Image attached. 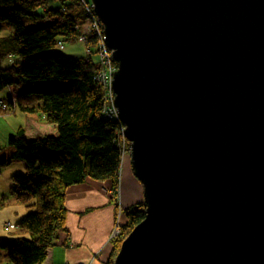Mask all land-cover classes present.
Listing matches in <instances>:
<instances>
[{"label":"water","instance_id":"95a60500","mask_svg":"<svg viewBox=\"0 0 264 264\" xmlns=\"http://www.w3.org/2000/svg\"><path fill=\"white\" fill-rule=\"evenodd\" d=\"M144 218L113 264H264V0H91Z\"/></svg>","mask_w":264,"mask_h":264},{"label":"trees","instance_id":"16d2710c","mask_svg":"<svg viewBox=\"0 0 264 264\" xmlns=\"http://www.w3.org/2000/svg\"><path fill=\"white\" fill-rule=\"evenodd\" d=\"M61 1L62 8L44 9L37 15L44 7L42 0H0V22L11 27L14 38L12 49L0 39V64L14 53L22 60L0 67V91L8 89L6 98L0 100L12 113H39V120L54 126L57 134L27 140L24 129H19L8 138L11 155L0 156V167L13 161L24 163L25 173L11 177V191L17 193L18 201L34 208L15 226L18 238L0 241L4 254L0 262L4 264H44L59 233H67L65 198L69 187L87 179L110 181L112 202L118 192L119 125L104 115L108 102L94 80L97 63L68 57L57 48L58 41L79 37L78 21L85 17L77 0ZM25 16L45 23L27 28L21 22ZM144 210L143 202L125 210L127 221L111 239L106 264L114 263L125 237L143 220Z\"/></svg>","mask_w":264,"mask_h":264},{"label":"crops","instance_id":"0c3cea01","mask_svg":"<svg viewBox=\"0 0 264 264\" xmlns=\"http://www.w3.org/2000/svg\"><path fill=\"white\" fill-rule=\"evenodd\" d=\"M78 40H76L77 43H80ZM81 49L80 52L74 50L80 55L79 57L72 56L73 51L71 50L65 55L71 58H83L85 53L83 47ZM17 62L20 63V58ZM9 65L5 68L10 67ZM5 90L8 93V89ZM0 99L3 97L0 96ZM38 117L37 113L26 115L31 133L36 130L34 136L31 137L38 138L43 135V132L38 131L37 126L46 125L38 123ZM51 128L53 131L56 130L54 126ZM31 139L33 138H27V140ZM130 165L129 158H123L119 176L121 183L118 187L117 197V202H119L122 211L140 203L143 193L141 184L131 173ZM22 169L25 170L24 163ZM8 175H10V179L14 174L10 172ZM111 196L110 181L97 182L87 179L84 183L67 189L65 198L67 233H59L56 245L47 251L44 264H106L112 251L109 240L115 226V202H112ZM24 213L26 210L22 208L18 210L19 216L24 215ZM120 218L122 220V214ZM3 235L0 233V238L7 237H2ZM3 255L0 252V256L4 257Z\"/></svg>","mask_w":264,"mask_h":264},{"label":"rangeland","instance_id":"374dc122","mask_svg":"<svg viewBox=\"0 0 264 264\" xmlns=\"http://www.w3.org/2000/svg\"><path fill=\"white\" fill-rule=\"evenodd\" d=\"M44 3V7H40L37 11L36 14L37 15H42L44 9H55V8H62V6L64 5V1L61 0H42ZM68 0H65V2H67ZM88 2H90L91 0H87ZM81 8V7H80ZM82 10H85L84 6H82L81 8ZM83 15H84V11H83ZM83 15L81 14L80 17ZM85 17H83L82 19H80V21H78L80 24L81 29L84 30L85 27ZM21 22L24 26H26L27 28H31V29H35V28H39L41 26L44 25V21L41 18H34V17H22L21 18ZM102 25V24H101ZM103 28V26H102ZM103 32H104V28H103ZM79 37L75 40H66L64 41V49L62 50V52L64 54H67L70 50L73 51V55L74 57H79L80 55H78L75 51L80 52L82 51V47L84 49V56L83 58L87 59V45H89L91 42V45H94L95 43H97V38L95 37L93 41L91 40H83L82 37L83 35H88V32H84L82 31V33H79ZM0 39L4 40V42L8 45V47H10L11 49L14 47V38H13V31L11 29V27L7 24V23H1L0 22ZM81 39V40H78ZM80 43H77V41ZM82 45V47H81ZM93 50H95V47L92 48ZM75 50V51H74ZM18 58H20V56L16 53H14L12 56H9V58H5L2 62V66L1 68H5L6 66H11L12 64L18 63ZM90 59L94 60L96 63L98 62V58L96 55H92L90 56ZM21 58H20V62H21ZM114 66H116V70H117V64L114 62ZM0 96H2L3 98H6L7 96V90H2L0 91ZM38 116H40V114H37ZM39 119V117H38ZM38 123L42 124V125H46V126H37L39 129V132H43V135H50V136H56V130L53 131L52 130V125L49 124H45L43 122H41L40 120H38ZM19 129H24L25 131V136L27 138H36V137H31L34 136V132H36V130L33 131V133H31V128L28 127V123L26 121V115L19 112L18 110H15L14 113H12L11 111L8 113V111H5V114L0 112V156H10L11 153L13 152V149L11 147L8 146V138L10 136H13L16 134V132ZM38 136V135H37ZM41 137V136H40ZM125 143L123 141L120 140V148H119V152H120V157H121V162H120V171H119V176L121 174V167H122V161L123 158L128 157L129 158V163L130 162V157H129V152H130V148H129V142L127 141V139L125 138ZM32 140V139H31ZM23 167V162H19V161H13L11 162V164L4 166V167H0V233L4 234L2 237L7 236L6 238H0V241L2 240H12L14 238H18L20 236L19 234V229L16 228L15 226L17 225L19 219L21 218V216H24L26 214H28L31 211H34L33 207H28L27 205L30 203H21L20 201H18V197H17V193H14L11 191L12 187H13V183H12V179H9L8 175L10 172L13 174H24L25 170L22 169ZM130 169H131V165H130ZM131 173L133 174V171L131 169ZM8 175V177H7ZM134 176V175H133ZM138 181V180H137ZM121 183V178H119V185ZM138 183L140 184V182L138 181ZM117 197H118V192L116 195V199L115 202L117 201ZM143 202V193H142V198L140 203ZM22 208L24 210H26V213H24V215H18V210ZM28 208V209H27ZM1 209H3L1 211ZM125 210L122 211V220L119 219L121 221V224L119 225H123L124 222L127 221V217L125 215ZM3 213V214H2ZM19 218V219H18ZM9 222L10 224L14 225L12 228L13 229H6L4 227V224ZM115 228V226H114ZM114 230H112L110 238L113 234ZM3 257L0 256V260L4 261L2 259ZM7 264H10L7 262Z\"/></svg>","mask_w":264,"mask_h":264},{"label":"built area","instance_id":"2783aa9c","mask_svg":"<svg viewBox=\"0 0 264 264\" xmlns=\"http://www.w3.org/2000/svg\"><path fill=\"white\" fill-rule=\"evenodd\" d=\"M78 3V7L82 8V6H84L85 10H82V12L84 11V15H85V27L84 30L83 29H79L82 33V31L84 32H88V35H83L82 39L85 40H91L93 41L94 38H97V43H95L94 45H91V43L89 45L86 44L87 48V59H90V56L92 55H96L98 58V62H97V66H98V70L94 76V80L102 87V89L105 92V99L108 102V107L105 110L104 115L115 121L118 125H119V142L120 140L123 141L125 143V139H124V126L120 123V121L117 118V112L115 107L113 106V99H114V94L112 92V81H113V75L116 71V66H114V61L112 59V52L105 46L104 44V32H103V28L102 25L100 23V21L97 19V16L95 14L94 11V7L91 4V1L88 2L87 0H77ZM64 42L62 41H58L57 42V48L59 50H63L64 49ZM95 47V50H93L92 48ZM8 111V113L11 111L9 109L8 104L3 101L0 100V112L5 114V111ZM13 111V110H12ZM120 144V143H119ZM115 206L117 208H120L118 202L116 201ZM115 207V209H116ZM121 212L120 210H117L115 212V223L120 224V220L121 219ZM115 225V230L111 236L110 239L115 238L119 232V226ZM4 227L6 229L12 228L13 225H11L10 223H5ZM0 264H4V262H0Z\"/></svg>","mask_w":264,"mask_h":264},{"label":"bare ground","instance_id":"6f19581e","mask_svg":"<svg viewBox=\"0 0 264 264\" xmlns=\"http://www.w3.org/2000/svg\"><path fill=\"white\" fill-rule=\"evenodd\" d=\"M121 123V122H120ZM129 148H130V145H129ZM119 203V202H118ZM116 207V206H115ZM117 210H120V212L122 213V209L121 208H117L116 207V209H115V212L117 211ZM117 224L118 223H115V225L117 226ZM118 226H119V224H118ZM116 228H113V230H115ZM119 229H120V226H119ZM109 241H111V239L109 240Z\"/></svg>","mask_w":264,"mask_h":264}]
</instances>
